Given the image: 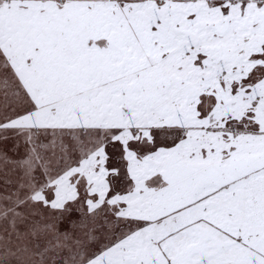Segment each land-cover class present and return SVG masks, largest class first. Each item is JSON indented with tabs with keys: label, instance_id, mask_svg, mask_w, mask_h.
<instances>
[{
	"label": "snow or ice",
	"instance_id": "obj_1",
	"mask_svg": "<svg viewBox=\"0 0 264 264\" xmlns=\"http://www.w3.org/2000/svg\"><path fill=\"white\" fill-rule=\"evenodd\" d=\"M0 264H264V0H0Z\"/></svg>",
	"mask_w": 264,
	"mask_h": 264
}]
</instances>
